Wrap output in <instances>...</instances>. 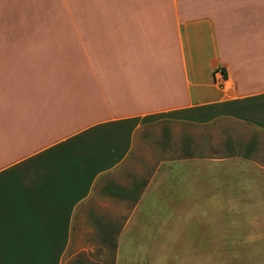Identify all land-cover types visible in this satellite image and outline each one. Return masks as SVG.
Listing matches in <instances>:
<instances>
[{
  "label": "crops",
  "instance_id": "1",
  "mask_svg": "<svg viewBox=\"0 0 264 264\" xmlns=\"http://www.w3.org/2000/svg\"><path fill=\"white\" fill-rule=\"evenodd\" d=\"M170 121L264 135V0H0V264H152L183 244L198 177L229 159L186 139L139 158Z\"/></svg>",
  "mask_w": 264,
  "mask_h": 264
},
{
  "label": "rangeland",
  "instance_id": "2",
  "mask_svg": "<svg viewBox=\"0 0 264 264\" xmlns=\"http://www.w3.org/2000/svg\"><path fill=\"white\" fill-rule=\"evenodd\" d=\"M19 23L11 21L9 29H18ZM26 24L23 29L34 28V23ZM224 126L233 134L226 135L220 125L193 130L171 121L157 123L147 134L152 143L143 140L138 152L141 159H175L183 155L185 139L193 141L203 162L229 159L222 168L210 164L212 169L219 167L218 175L201 173L198 177L201 197L193 202L194 218L187 217L183 222L184 243L175 240L180 244L156 247L162 261L155 256L152 264H264V135L248 132L243 124L235 122ZM177 183L178 179L170 176L163 192L169 195L163 199L174 202V210L182 204L176 196ZM159 206L168 207L166 199ZM175 222L173 219L174 226Z\"/></svg>",
  "mask_w": 264,
  "mask_h": 264
}]
</instances>
